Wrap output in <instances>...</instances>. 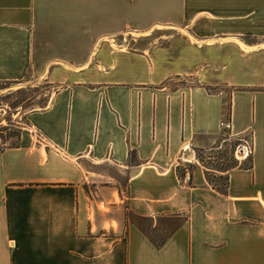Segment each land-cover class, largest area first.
<instances>
[{"label": "crops", "instance_id": "1", "mask_svg": "<svg viewBox=\"0 0 264 264\" xmlns=\"http://www.w3.org/2000/svg\"><path fill=\"white\" fill-rule=\"evenodd\" d=\"M108 25L154 37L88 56ZM45 69L0 147V264H264V0H0V81ZM225 118L253 151L221 193ZM129 214L183 219L158 241Z\"/></svg>", "mask_w": 264, "mask_h": 264}, {"label": "rangeland", "instance_id": "2", "mask_svg": "<svg viewBox=\"0 0 264 264\" xmlns=\"http://www.w3.org/2000/svg\"><path fill=\"white\" fill-rule=\"evenodd\" d=\"M109 28V29H106ZM106 28L102 26L98 27L102 37L98 36H88V56L92 55L95 48H97L101 43H110L113 45L114 49L121 48L136 49L141 45V40L153 38L152 33L145 36L140 32L134 31L130 27H125L120 33H114V29H110L111 26L108 25ZM97 31V29H95ZM108 30V31H107ZM133 32V33H132ZM106 35H103V34ZM112 38L115 41H110ZM97 38V40H95ZM100 38V39H99ZM158 37H156L157 39ZM96 41V42H95ZM159 41H157L158 43ZM94 45V48L92 46ZM47 70L41 71L42 75L36 73L31 74L28 78L20 81H0V147H8L16 145L20 136V131L22 127L28 124L27 116L30 112L38 109L45 108L49 105L51 98L58 90V85L51 84L46 79ZM226 108H228V100L226 101ZM224 135H220L215 143V146L219 145L222 141ZM235 141V140H233ZM200 158L204 160L203 162L214 166L221 173L218 176L212 178L218 185L226 183L225 173L226 169L233 162V158L229 153L221 154L214 150L204 154H199ZM211 159H208L207 157ZM108 173L113 174L118 177L122 189L126 191V176L120 174L117 176L116 171L110 168ZM131 219L135 218L138 220L142 228L155 240H162L165 235H167L171 230H173L183 218L181 217H161L158 219L159 226L157 228H152L150 226V221L146 218L134 217L129 214ZM167 226V228H166Z\"/></svg>", "mask_w": 264, "mask_h": 264}, {"label": "built area", "instance_id": "3", "mask_svg": "<svg viewBox=\"0 0 264 264\" xmlns=\"http://www.w3.org/2000/svg\"><path fill=\"white\" fill-rule=\"evenodd\" d=\"M220 127L222 130V141L219 144L218 147H216V150H223L225 148L231 149L230 143L233 140H238L239 142L235 145L233 149V155L234 157L239 161L242 162V160L250 159L252 155V142L250 135H233L231 132V121L229 118L222 119L220 122ZM185 164H191L192 161L189 159L184 160Z\"/></svg>", "mask_w": 264, "mask_h": 264}, {"label": "trees", "instance_id": "4", "mask_svg": "<svg viewBox=\"0 0 264 264\" xmlns=\"http://www.w3.org/2000/svg\"><path fill=\"white\" fill-rule=\"evenodd\" d=\"M229 107H230V105H228V110H229ZM229 111H230V110H229ZM221 139H222V138H221ZM238 142H239L238 140L232 141V142L230 143V145L232 146L231 149H229V148H225V149H223V150H221V149L216 150V147L219 146V145H217V146H215L212 150H210V152H213L214 150H216V151H218V153H220V152H221V154L229 153V154L231 155V157H232L234 160H233L232 164H230L229 167L226 169V171L230 170L231 168H234V167L238 166L239 163H240V162L234 157V155H233V149H234L235 145H236ZM12 146H15V145H12ZM207 158H208V159H211L209 156H208ZM199 159H200L201 162L204 161V160H202V158H200V157H199ZM250 160H251V158L248 159V162H249V164H247L248 166H250ZM189 165H192V164H189ZM179 166H181V164H180ZM178 174H179L180 176L182 175V170H181V168H178ZM225 179H226V183H224V184H222V185H218V184H217L214 180H212L211 178H210V183H212V185H213L215 188H217V190L220 191L221 193H226V191H227V187H228V182H227V178H226V177H225ZM128 216H129V215H128ZM129 217H130V216H129ZM157 245H160V244L158 243Z\"/></svg>", "mask_w": 264, "mask_h": 264}]
</instances>
